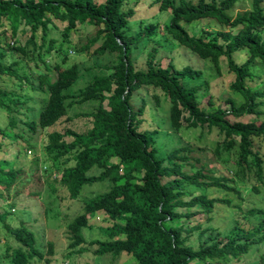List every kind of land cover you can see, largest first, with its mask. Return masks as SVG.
Here are the masks:
<instances>
[{
	"label": "trees",
	"instance_id": "1",
	"mask_svg": "<svg viewBox=\"0 0 264 264\" xmlns=\"http://www.w3.org/2000/svg\"><path fill=\"white\" fill-rule=\"evenodd\" d=\"M238 1L149 0L144 5L142 0H0V27L8 26L12 43L16 42L19 25L29 31L24 42L13 48L34 65L39 61L46 69L35 75L36 82L29 80L25 73L17 71V65L22 67L20 61L8 57L12 46L0 40V76L15 79L19 90L25 88V83L28 89L41 95L36 108L28 106L31 114L21 117L20 109L30 97L0 87L5 126L16 129L13 138H22L26 149L34 148L33 135L42 134L43 150L56 161L54 176L49 168L40 174L51 192L56 191L54 183H57L66 189L70 199H75L84 185L108 183L106 190L85 199L80 211L64 222L67 257L84 252L82 244L86 243L95 245L91 250L94 256L125 252L137 264H188L193 260L196 264H237L253 244L264 245V211L260 208L246 211L258 216L255 226H241L240 218L244 215L225 231L209 225L202 228L197 223L188 226L189 218L196 213L207 216L216 203L230 205L228 198L208 195L207 188L238 195V184L245 181L252 167L255 177L264 181V0H247L246 9L232 12ZM143 6L168 12V19L159 25L156 20L144 21L139 17L137 28L129 31L130 18ZM51 16L65 22L59 30L56 48L57 38L49 35L50 28L56 29ZM203 19H213L217 26H203L198 33L187 31L189 23ZM77 24H91L95 29L73 49L86 52L98 41L93 53H106L110 58L103 68L107 72L93 74L77 91L66 92L78 76L77 65H55V77L51 79L48 73L51 66L43 56L55 49L60 53V62L65 63L62 43ZM161 36L207 60L216 70L223 59L226 72L231 75L228 88L240 101L236 103L226 97L224 107H201L205 96V106L211 105L210 96L201 90L207 83L187 84L186 80H197L202 72L188 64L177 67L170 59L161 63L155 58ZM151 41L144 68H138L137 52ZM240 50H245L247 57L236 63L232 53ZM146 95L155 104L160 98L166 101V119L173 130L199 127L201 133L214 134L213 155L224 163L233 162L231 176H215L211 168L203 167L205 164L192 172L184 171L188 153L192 151L187 145L158 156L156 130L140 128ZM85 102L93 103L90 111L73 116L89 119L85 130L71 126L47 129L62 118L69 122L68 110ZM246 115L252 118L242 120ZM0 133L4 134L1 127ZM36 163L37 159L33 164ZM5 164L8 163L0 160V186L6 197L12 198L7 203L12 209L13 197L20 192L10 194V189L22 170L3 168ZM39 169L33 166V173ZM250 188L257 190L254 186ZM193 189L199 192L194 193ZM28 194L38 196L39 191ZM231 207L239 211V206ZM10 209L0 212V226L5 232L0 264L48 263L53 255V242L39 243L25 227L27 220L17 219V224L11 225L7 221L12 214ZM96 211H102L111 224L100 228L104 239L86 240L81 228L87 226L88 217ZM194 232L196 246L190 242ZM257 264H264V249Z\"/></svg>",
	"mask_w": 264,
	"mask_h": 264
},
{
	"label": "rangeland",
	"instance_id": "2",
	"mask_svg": "<svg viewBox=\"0 0 264 264\" xmlns=\"http://www.w3.org/2000/svg\"><path fill=\"white\" fill-rule=\"evenodd\" d=\"M96 2L100 0H95ZM149 0H142L141 3L146 5ZM194 1V0H193ZM247 0H239L238 3L233 7V11L246 9ZM134 17L130 18L129 31H133L137 28L136 18L142 17L144 21L156 20L159 25L168 19V12L157 11L154 6L149 8L138 7L136 9ZM135 18V19H133ZM51 21L56 29L50 28L49 35L57 38L54 47L58 45L59 41V30L65 25L64 21H59L51 16ZM50 26V25H49ZM203 26L214 27L217 23L213 19H203L199 21H193L186 26L189 33H198V29ZM160 27V26H159ZM95 27L91 24H77V27L71 30L68 34L65 43H62V49L65 51L66 59L65 63L60 62V53L56 50H52L50 53L43 56V59L47 64L51 66L48 71L51 79L55 77V65L56 67H65L68 63H75L78 68V76L74 82L68 86L66 92H74L81 88L86 81L93 74H103L107 72L104 70V65L109 64V56L104 54L93 53V49L98 45V41L91 46L86 52H77L73 49L74 45H79L84 42L85 38L94 32ZM24 30V31H22ZM29 31L27 27L19 25L15 41L12 43L10 36V30L8 26L2 25L0 27V40L8 41L9 45L12 46L9 51L8 57L11 59L19 60L22 67L16 66L19 73H25L27 78L31 81L36 82L35 75L37 73H43L46 71L45 67L37 61L34 65L32 60H27L25 57L16 49L13 48L15 45H21ZM159 46L157 45V51L155 58L160 59L161 63H165L170 59L173 64L180 67L184 64L190 65L194 69H199L202 72L201 78L194 80H186L187 84L206 82L207 85L201 90L211 98V105L205 106L203 98L201 107L205 108L216 107L217 105L224 107V101L226 97H231L236 103L240 101L236 94H233L229 88L228 83L231 80V75L226 72V66L223 59L219 60V68L216 70L210 65L207 60H202L194 53L190 52L183 46L178 45L176 42L171 41L166 36L158 38ZM152 41L145 45V47L137 52L136 55V66L138 68H144V60L146 52L151 48ZM232 57L236 63H241L247 57L245 50L235 51L232 53ZM54 65V67H53ZM23 90H19L17 82L12 77L0 76V87L6 90H15L20 95L30 97L29 101L23 105L20 111L23 116H29L31 112L27 109L36 108L40 102L41 95L37 92H32L23 84ZM157 92V91H156ZM151 93V92H150ZM146 109L143 113V121L140 125L141 129L156 130L155 139L156 145L159 148L158 156L164 155L167 151L182 145L189 146L192 151L188 153L189 160L186 165L183 166V170L186 172H192L198 168L201 164L211 168L214 171L215 176L230 177V168L234 167L233 162L230 160L224 163L218 160L212 152L213 141L215 139L214 134L201 133L199 127L194 128H180L179 131L173 130L167 123V103L163 99H159L158 103L155 104L153 98L150 95H146ZM92 102H85L82 104H75L68 110V115L71 117L69 122H65L63 118L53 126H49L47 129H61L64 126H71L79 131H83L88 126V118L84 116H76L75 114L80 112H88L92 108ZM19 117V116H18ZM251 115H246L242 120H250ZM256 120V119H255ZM5 111L0 109V127L4 134L0 133V160L6 161L8 164L2 165L3 168L10 166L14 169L19 168L22 170L20 178L10 189V194L14 192H20L18 197H13L15 206L10 209L7 203L12 198L6 197L4 190L0 186V193L3 197H0V212L3 210L10 209L12 213L7 221L11 225L17 224V219L27 220L24 223L25 227L30 229L39 243H45L46 241L53 242V255L50 257L48 263L43 261H32L31 264H137L130 254L121 252L116 256H112L109 253L94 256L91 250L95 245L82 244L86 248L84 252L74 253L73 255L66 256L68 243L66 229L64 222L73 217L81 209L82 202L99 192L107 189L108 183L106 181L93 182L90 185H84L81 188L80 195L75 199H70L66 189L58 186L55 192H51L49 185L41 174V170L50 169L51 176H54L56 161H53L50 156L43 150V139L42 134L37 133L33 135L35 140L34 148L26 149L24 147V141L20 137H14L16 129L5 126ZM184 124V122H183ZM21 129H24L21 124L18 123ZM204 130V129H203ZM25 132V131H24ZM26 134V133H25ZM24 135V134H23ZM264 153V150H262ZM194 158H198L195 161ZM37 159V163L34 165V160ZM167 162H164L166 164ZM191 164V166L189 165ZM33 166H37L38 175L40 179H37V173H33ZM254 167L246 175L245 181L239 183L238 187L240 193L237 195L232 191H226L216 188H207L205 191L210 196L224 197L230 200V205L223 203L214 204L212 211L206 216L200 212L189 218L188 226L192 224H200L203 228L206 225L215 227L220 231L229 229L236 218H240L241 226L250 227L255 226L258 222V216L248 214L246 211L252 208H260L264 211V181L258 180L253 174ZM262 177L264 179V163L262 170ZM254 186L257 190L254 191L250 187ZM39 191V195H30ZM194 193H198L199 189H193ZM231 205L239 206V211L232 208ZM177 211L183 212L184 209L176 208ZM192 210V209H191ZM209 217V219H207ZM111 220L102 212L96 211L90 215L87 219V226L81 228L83 237L88 239H104L100 228L110 225ZM197 233V230H196ZM196 233L194 232L190 237V242L193 246H196ZM5 232L0 226V252L3 251ZM264 249V245L261 243L253 244L249 252L243 256V259L237 262V264H257V259ZM233 261V260H232ZM188 264H196L195 261H190Z\"/></svg>",
	"mask_w": 264,
	"mask_h": 264
}]
</instances>
